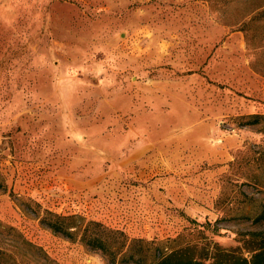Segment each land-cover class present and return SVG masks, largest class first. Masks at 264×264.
I'll return each mask as SVG.
<instances>
[{"label": "rangeland", "instance_id": "374dc122", "mask_svg": "<svg viewBox=\"0 0 264 264\" xmlns=\"http://www.w3.org/2000/svg\"><path fill=\"white\" fill-rule=\"evenodd\" d=\"M264 0H0V264H109L42 212L239 244L264 206ZM216 224L219 235L203 230Z\"/></svg>", "mask_w": 264, "mask_h": 264}, {"label": "trees", "instance_id": "16d2710c", "mask_svg": "<svg viewBox=\"0 0 264 264\" xmlns=\"http://www.w3.org/2000/svg\"><path fill=\"white\" fill-rule=\"evenodd\" d=\"M258 17L264 20V11ZM239 126L264 129V115L241 117ZM232 219L245 229L235 232L239 244L229 248L204 243L206 237L183 244L180 236L165 241L130 239L120 230L82 216H62L49 211L42 212L40 223L53 234L78 240L86 249L101 254L109 264H264V206L253 215L241 214ZM220 221L223 220L202 225L199 233L210 231L219 235L216 224Z\"/></svg>", "mask_w": 264, "mask_h": 264}]
</instances>
